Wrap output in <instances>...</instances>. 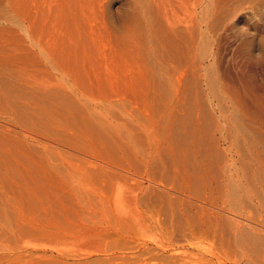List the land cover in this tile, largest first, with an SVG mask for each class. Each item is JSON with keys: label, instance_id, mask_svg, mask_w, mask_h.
Masks as SVG:
<instances>
[{"label": "rangeland", "instance_id": "374dc122", "mask_svg": "<svg viewBox=\"0 0 264 264\" xmlns=\"http://www.w3.org/2000/svg\"><path fill=\"white\" fill-rule=\"evenodd\" d=\"M253 239L264 0H0V264H264Z\"/></svg>", "mask_w": 264, "mask_h": 264}, {"label": "bare ground", "instance_id": "6f19581e", "mask_svg": "<svg viewBox=\"0 0 264 264\" xmlns=\"http://www.w3.org/2000/svg\"><path fill=\"white\" fill-rule=\"evenodd\" d=\"M172 24H173V23H172ZM260 45H261V44H260ZM7 115H8V114H7ZM21 124H22V123H21ZM23 124H24V123H23ZM38 128H39V127H38ZM25 135H26V134H25ZM130 173H131V172H130ZM133 176H134V175H133ZM140 178H141V177H140ZM135 179H136V178H135ZM135 179L133 178L134 181H135ZM140 181H141V180H140ZM154 183H157L156 180H155V179H151V180L149 181V186L146 187V189H145V188H144V189L148 191L147 188H149L150 186H153L152 184H154ZM139 185H140V183H139ZM155 185H156V184H154V188H155ZM156 186H157V185H156ZM138 187H139V186H138ZM138 187H137V188H138ZM140 187H141V186H140ZM151 188H152V187H151ZM154 188H152V190H154ZM138 189H139V188H138ZM138 189H136V190H138ZM140 189H141V188H140ZM144 189H143V190H144ZM141 192H143V191H141ZM164 192H165V191H164ZM164 192H163V193H164ZM245 197H246V196H245ZM253 228H254V227H253ZM247 238H248V237H247ZM253 240H254V242H255V246H256V245H259V246H260V245H263V244H264V242H261L259 239H253ZM242 242H243V241H242ZM237 246H238V245H237ZM263 248H264V246H263ZM5 257H6V256H5Z\"/></svg>", "mask_w": 264, "mask_h": 264}]
</instances>
